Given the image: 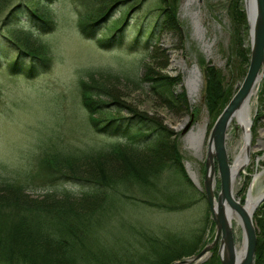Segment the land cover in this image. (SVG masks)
Listing matches in <instances>:
<instances>
[{
    "label": "rangeland",
    "instance_id": "obj_1",
    "mask_svg": "<svg viewBox=\"0 0 264 264\" xmlns=\"http://www.w3.org/2000/svg\"><path fill=\"white\" fill-rule=\"evenodd\" d=\"M32 1L36 0H0V182L7 179L25 184L31 193L23 197L26 205L42 201L44 196L40 194L47 190L73 192L68 196L56 194L49 200L62 204L79 202L86 185L64 180L47 181L39 173L38 165L49 158L52 159L47 161L49 165H61L66 173L86 176L84 171H89L100 159L97 152L109 148L113 139L93 130L88 121V111L80 100L79 81L94 83V87L104 88L106 95H100L102 90L92 88L93 98L110 103L112 97L118 99L122 104L119 115H128L133 109L159 119L164 128L172 131L170 139L178 148L187 176L184 179L172 167H165L171 162L168 158L171 152L167 151L160 157H145L146 162L137 160L141 162L138 171L154 172L146 180L138 179L131 184L126 176L117 174V171H125L122 158L111 162L122 151L115 153L107 163L100 162L99 169L107 174L113 183L109 189L114 190L107 193V204L94 211V216L97 215L95 220H105L110 226L111 233L106 240L110 239L111 244L105 242L108 247L106 252L117 261L147 264V260L153 257L149 242L165 237L164 234H185L194 227L199 230L200 242L191 255L179 260L212 243L216 232L214 221L209 211L211 220L206 227L203 214L209 208L205 198L199 194L204 189L206 174L205 146L214 122L244 79L248 68L251 43L245 0H177L175 18L180 33L164 25L161 9L166 5L163 3L162 7L160 0H136L130 9L116 0H37L40 1L38 8L47 12L54 22L53 28L47 31L39 26L41 21L28 18L27 9ZM164 1L169 6L173 5L172 0ZM196 12L203 30L201 37L193 19ZM101 13L104 18L98 24L99 33L106 26L113 25L114 21L125 20V43L112 49L99 48L95 38L82 36L79 28L81 16L86 20L92 14L97 17ZM139 29L140 41L132 45L133 36ZM15 32L21 33L19 37H26L37 48L36 52L49 60L48 66L31 78L11 68V63L18 57V48L8 40ZM21 56L24 65H27L28 56ZM179 58L181 64L175 62ZM194 66L198 67L200 80L198 90L190 94L185 80ZM211 68L215 79L210 78ZM88 74H92L91 77ZM147 75L150 81L145 79ZM161 75L176 79L171 84L172 94L177 96L175 101L166 102L165 99H172L173 95L161 89ZM212 80L216 85L212 84ZM213 85L215 89L218 87V97L212 111L207 103L210 99L213 104L208 94ZM255 91L249 99L252 117L250 145L257 148L251 150L248 165L235 177L232 187L235 198L241 204L246 201L254 175L264 170V145L258 147L260 139L264 142L261 134L264 130V76ZM191 114L190 125L182 133V125L187 118H191ZM98 115L95 113V116ZM203 126L204 144L201 151H195L189 148L187 135L191 129L196 131ZM226 135L227 156L231 164L243 145V131L232 121ZM157 147L162 150L161 145ZM122 157L125 161V156ZM161 159H165L164 162ZM147 163L148 170L144 167ZM218 177L216 167L215 193L220 188ZM116 185H120L118 189L114 188ZM252 187L255 194L264 191V177L258 178ZM114 192L117 197H112ZM176 192L181 193L180 202L189 206L183 211H175L172 205L171 197ZM3 194L0 192V196ZM92 197L88 199L91 201ZM49 200L45 204H50ZM20 203L23 204L22 201ZM109 207L111 211L105 212ZM99 213L104 214L99 216ZM255 213L256 210L252 219L258 235ZM261 214L264 215V209H261ZM0 222L8 223L2 219ZM240 229L235 223L233 230L238 246L242 240ZM116 238L122 244L117 245ZM91 251L90 258L95 257L97 252ZM83 252L77 251V257H87ZM158 254H154L156 259L160 258ZM262 255L264 258V252ZM210 262L221 264L218 242L200 261L187 264H212ZM159 263L161 260H155L154 264Z\"/></svg>",
    "mask_w": 264,
    "mask_h": 264
},
{
    "label": "trees",
    "instance_id": "obj_2",
    "mask_svg": "<svg viewBox=\"0 0 264 264\" xmlns=\"http://www.w3.org/2000/svg\"><path fill=\"white\" fill-rule=\"evenodd\" d=\"M40 1H32V4L28 6V18L41 21L39 26L43 31L51 30L54 26L53 19H51V17L49 18L47 12L41 11L38 8V2ZM134 1L136 0H116L115 2H122L128 5V9H130L133 7L132 4ZM160 1L162 7L163 3L166 5L161 9L164 25L180 33L179 25L175 18L177 0H172L173 5L170 6L164 0ZM102 13H104V11ZM102 13L97 17L92 14L91 17L89 19L86 18V20L81 16L79 28L82 36L86 38H95L99 48L112 49L125 43L123 33L125 20L120 21V19H118L114 21L113 25L110 24V26H106L104 31L99 33L98 26L100 25L98 24L102 18H104V14L102 16ZM20 34L21 33L15 32L8 40L18 48V57L11 63V68L13 70L22 71L26 76L31 78L35 76L39 70L46 68L49 64V60L40 56V54L36 52L37 48H35L32 43L28 42L26 37H19ZM140 36L139 29L133 36L132 45L140 41ZM1 48L2 47H0V49ZM21 54L28 56L29 62L27 65H24ZM20 64L24 65V67H21L22 65ZM213 71L212 68L209 71L211 79H215V72ZM91 75L92 74H88L87 76L91 77ZM145 79L148 81L151 80L148 75ZM175 80V78L161 75L159 77L161 89L173 95L171 84ZM79 82L81 93L80 100L88 111V121L91 122L93 130L98 134L111 137V139H113L111 141L113 142L109 148L101 149L97 152V158L100 159H97L98 161L95 160V164H92L93 167H91L89 171H84L86 176L66 173L62 171L61 165H49L47 161L52 160L49 158H45L38 165L41 170L39 173L43 178H46L47 181L52 180V182H54L57 180H64L72 181L79 185H86V188L81 191L82 197L79 202L69 201L66 204H62L55 200H49L56 194L68 196L73 194V192L65 190L62 192L47 190L40 194L44 196L42 197L44 198L42 201L34 204L29 202L26 205L23 197L31 193L28 191V187H26L25 184L7 179L0 182V192L4 193L0 196V219L8 221L7 224L0 222V264H131V261L128 260L117 261L113 255L111 256L110 253L106 252V248L108 247H106L105 242L111 244L110 239L106 240V236L108 235L109 237L111 233L109 230L110 226L106 225L107 223L105 220H95L97 215L94 216V211L99 210L103 205L105 206L107 204L105 200L107 193L109 194L111 191H114L109 189L113 183H111L107 174L102 173L99 169L100 162L107 163L110 157L122 151L116 158H112L111 162H117V159L122 158L123 161L121 162H123L125 171H117V174L126 176V180L131 184L133 181H138V179H142V181L146 180L153 175L154 172L138 171L141 162L137 160L143 159L144 162H146L145 157H160L164 151H167L168 153L171 152V155L168 157L171 158V162L167 163L165 167H172L175 170L174 172L182 174V177L187 179L185 170L180 162L181 156L178 152V148L173 139H170L172 131L170 132L168 129L164 128L159 119L152 118L145 113H138L133 109L128 115H119L118 113L122 111V104L118 99L112 97L111 103L95 99L92 96L91 89H100L102 90L100 91V95H106L104 88H99L98 86L94 87V83H84L82 80ZM208 82L211 84L210 81ZM212 84H215L213 80ZM216 89L214 86L212 91L210 90L208 93L212 98L213 104L210 102V99H208L207 105L209 108L212 107V111L215 105L214 103H216V98L218 97ZM218 92L220 93V91ZM182 97L184 99L185 95ZM176 99L177 96L173 95L172 99L167 97L165 100L167 102L175 101ZM117 105L120 106L117 107ZM95 113L102 115V117H100V115L95 116ZM158 144L161 145L162 150L157 147ZM114 148H117V150L114 151ZM94 155L95 154H90V156ZM123 155L125 156V161L122 157ZM57 157L59 158L60 155H57ZM161 160L164 162L165 159ZM147 166H149L148 163L144 166L146 170H148ZM119 186L120 185H116L114 188H119ZM199 194L205 198L203 190L202 193L199 192ZM117 195L118 194L115 193L112 197H117ZM173 195L171 199L175 211H183L185 208L189 207L185 203L180 202V199H182L180 197V192H176ZM90 196H93L91 201L88 199ZM47 200L51 201L50 204H45ZM20 201H22L24 205L21 204ZM110 207L109 210L105 212L109 213L111 211ZM46 208H48V210H44ZM261 209H264V201L258 206L255 213L259 233L256 239L257 245L254 264H264L262 255L264 252V241H262V238L264 240V215L261 214ZM203 216L204 223H206L207 227L208 221L211 220L207 208ZM211 227L214 226L212 225ZM198 231L197 227H194L188 233L175 232L168 236L164 234L165 237L161 236L160 239L157 238V240L149 242L153 257L147 260V264H154L155 260L156 262L161 260L159 264H170L172 261L179 260L183 256L191 255L200 242L201 235ZM116 239L117 245L119 243L122 244L119 238ZM74 247H76V249H73ZM82 250L84 251L83 254H87V257H77V251ZM91 250L97 252L95 257L90 258L89 255H92ZM162 251H166L167 253H163ZM154 254L160 255V258L156 259Z\"/></svg>",
    "mask_w": 264,
    "mask_h": 264
},
{
    "label": "water",
    "instance_id": "obj_3",
    "mask_svg": "<svg viewBox=\"0 0 264 264\" xmlns=\"http://www.w3.org/2000/svg\"><path fill=\"white\" fill-rule=\"evenodd\" d=\"M253 11L249 13L245 0L246 18L249 25L251 54L244 79L239 84L229 102L223 108L207 138L206 174L203 180L205 198L215 225V236L212 243L206 245L199 252L175 261L173 264H187L200 261L201 258L213 248L218 242V255L221 264H254L255 250L257 243L256 227L253 222L254 210L248 214L243 204L234 196L232 184L235 174L232 172L228 160L226 147L227 129L236 111L243 107L250 99L256 85L264 76V0H253ZM191 118H187L185 125H182V133L189 127ZM212 149V151H211ZM217 172L220 179V188L215 193L212 180L214 172ZM264 200V193L260 196L257 205ZM255 206V207H256ZM257 208V207H256ZM231 209L237 211L242 220V252L238 253L234 230L227 213ZM240 249V248H239Z\"/></svg>",
    "mask_w": 264,
    "mask_h": 264
},
{
    "label": "bare ground",
    "instance_id": "obj_4",
    "mask_svg": "<svg viewBox=\"0 0 264 264\" xmlns=\"http://www.w3.org/2000/svg\"><path fill=\"white\" fill-rule=\"evenodd\" d=\"M246 4L248 6L249 9V13L252 14L253 11V0H246ZM198 13H194L193 14V19L195 20V24H196V28H197V33L198 35L201 37L202 36V27L201 25H199V15H197ZM172 56L175 58V54L172 53ZM175 62H179L181 64L182 60L181 58L177 60H175ZM199 70L197 66H194V68L192 70L189 71L188 73V77L185 80V83L189 89L190 94H193L194 92H196L198 90V84H199ZM256 91H253V94H255ZM239 110L236 111V113L234 114V116L232 117L231 121H235V124L239 127H241L242 131H243V138H244V142L243 145L241 146L239 152L237 153V155L234 156L233 162L231 163V168H232V172L235 174V177L238 176V174L240 173V171L246 166L248 165L249 161H250V152L252 149H256V147H252L251 144V123H252V117L250 112V101H248L243 107L241 106L240 108H238ZM261 134L264 136V130H261ZM205 128L200 127L198 128L196 131H194L193 129H191L187 135V144L189 146V148L193 149V150H197V151H201L203 144H204V138H205ZM264 145V142L262 139H260V143L258 145V147ZM207 146V143H206ZM205 146V147H206ZM206 151H207V147H206ZM212 151V149H211ZM216 173L214 172L213 175V180H212V184L213 187H215L216 184ZM234 177V178H235ZM260 177H264V170L256 173L254 175V182L260 178ZM235 181V179H234ZM253 182V184H254ZM253 184L250 186L249 190H248V194L246 197V201L243 204V209L250 214L254 208L256 210V205L257 202L260 198V196L264 193V191H261L257 194H255L253 192ZM234 186V182L232 184V187ZM231 187V188H232ZM256 206V207H255ZM227 217L228 220L230 221V224L232 225V227L234 226V224L236 223L238 226L241 227L242 225V220L240 219V215L237 211H235L234 209H231L230 211H228L227 213ZM235 222V223H234ZM240 248V249H239ZM242 250V246H238V253L241 254Z\"/></svg>",
    "mask_w": 264,
    "mask_h": 264
}]
</instances>
